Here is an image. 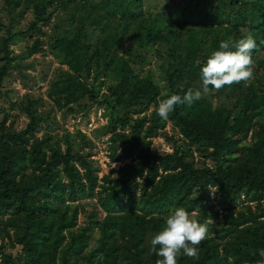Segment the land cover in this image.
Here are the masks:
<instances>
[{
  "label": "trees",
  "instance_id": "16d2710c",
  "mask_svg": "<svg viewBox=\"0 0 264 264\" xmlns=\"http://www.w3.org/2000/svg\"><path fill=\"white\" fill-rule=\"evenodd\" d=\"M3 3L33 15L16 30L14 17L0 21V264H155L150 241L181 206L208 222V238L198 260L181 254L178 264L262 259L252 253L264 249V0H162L148 10L144 0ZM245 35L258 45L247 85L215 91L217 104L206 95L177 105L167 121L157 115L160 100L203 90L201 68L220 41ZM16 39H31L26 56L47 50L59 63L40 76L42 92L4 88L21 57ZM100 106L107 120L93 134H107L108 161L119 162L102 174L94 137L65 126ZM166 122L180 136L162 132L171 149L158 150L152 137ZM82 199L93 203L79 222Z\"/></svg>",
  "mask_w": 264,
  "mask_h": 264
},
{
  "label": "clouds",
  "instance_id": "9594fccd",
  "mask_svg": "<svg viewBox=\"0 0 264 264\" xmlns=\"http://www.w3.org/2000/svg\"><path fill=\"white\" fill-rule=\"evenodd\" d=\"M257 48V40L252 35L236 40H221L219 50L213 51L201 68L203 90L188 88L183 96L172 94L160 100L157 115L167 121L177 105L191 107L195 101L208 95L209 86L219 92L225 86L241 83L247 85L254 78L253 51ZM137 180L143 182L140 178ZM207 238L208 222H199L194 211L190 213L182 206L176 207L168 214L162 230L151 239L150 250L159 257L155 264H178L181 254L198 260L199 246ZM257 253L262 259L256 264H264V249L255 250L252 254Z\"/></svg>",
  "mask_w": 264,
  "mask_h": 264
},
{
  "label": "rangeland",
  "instance_id": "374dc122",
  "mask_svg": "<svg viewBox=\"0 0 264 264\" xmlns=\"http://www.w3.org/2000/svg\"><path fill=\"white\" fill-rule=\"evenodd\" d=\"M162 0H144L143 8L153 9L157 8L161 5ZM32 12L31 10L25 7H22L21 9L17 10H9L5 4L3 3V0H0V21L4 24H8L11 22V17H14L15 23L13 30H16L18 26H25V24L32 18ZM66 21L63 19V13L61 11L57 12L53 16V20L51 22V26L57 25L55 30L58 32L63 29V26L66 25ZM51 29V28H50ZM47 30L49 28L47 27ZM4 32V26H0V34ZM31 39L23 40V39H16L13 43H11V47L13 49V52L21 54V57L18 55L17 62L18 64H15L10 74L7 76L6 84L4 88L8 90L9 95L16 96V95H22L25 91V84H33L31 86L32 92H42L46 87V81L41 79V75L46 73L47 75H50L52 70H54L57 66H59L58 61L53 57L52 54H49L47 50L34 52L31 56H26L23 51L26 48L27 42L29 43ZM258 56H264V51L260 52ZM114 73H109V78L107 80H112L111 78H114ZM91 81V78H89ZM97 85L99 82L94 81ZM101 92L104 91L103 83L101 84ZM211 92H213L211 96ZM209 92L208 96L213 98L214 104H217L219 100L223 99V94L221 91V95H216L217 93H214L215 90H212ZM0 104H4V101L0 99ZM52 106L50 104H46L45 109L49 110ZM152 107L147 111V113L150 112ZM100 110V115L102 117L103 121L107 120V111L102 106L95 109V107L92 108L90 111L93 112L94 116L98 115V111ZM56 114L59 115V111L55 110ZM17 111L13 110L12 115L10 118L15 119V124L17 127H20L25 120V117L23 114L18 113ZM61 116V114H60ZM77 116V117H76ZM75 117L73 115L67 116L65 119L66 127L69 130L74 129V125H80L82 127H85V118L82 117L80 113H77ZM63 118V115L61 116ZM101 120V119H100ZM101 124V123H99ZM166 131L168 134L173 136L174 138H178L180 136V132L178 127L173 126L170 122H166L165 127L163 130L160 131V133L157 136L152 137V145L157 146L158 150H170V143L166 140L162 132ZM94 130L90 131V135L94 137L97 148L96 153L93 155L95 159H97L100 171L99 174H102L103 172H106L110 166H117L119 165V162H111L108 161V148H107V134H101L99 136H94L93 134ZM93 200L91 199H82L78 202L79 206V222L83 221L84 214L87 210H90L92 206ZM72 204V203H71Z\"/></svg>",
  "mask_w": 264,
  "mask_h": 264
},
{
  "label": "built area",
  "instance_id": "2783aa9c",
  "mask_svg": "<svg viewBox=\"0 0 264 264\" xmlns=\"http://www.w3.org/2000/svg\"><path fill=\"white\" fill-rule=\"evenodd\" d=\"M76 118V117H75ZM101 119V120H100ZM106 121H103L102 120V117L100 115V110L98 111V115L97 116H94L93 112L89 113V119L87 121V123H85V127H82L80 125H74L75 127H80L84 132H86L87 134L90 135V131L95 127L97 126L99 123H105ZM211 190L215 191L214 188H212ZM214 193L211 191V198L213 199L214 198ZM219 213L222 212V208L219 206V205H216Z\"/></svg>",
  "mask_w": 264,
  "mask_h": 264
}]
</instances>
